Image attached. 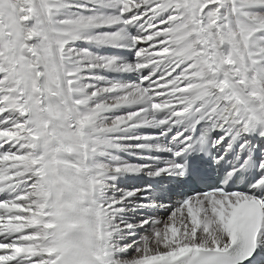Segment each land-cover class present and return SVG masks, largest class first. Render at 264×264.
<instances>
[{
    "label": "snow or ice",
    "instance_id": "snow-or-ice-1",
    "mask_svg": "<svg viewBox=\"0 0 264 264\" xmlns=\"http://www.w3.org/2000/svg\"><path fill=\"white\" fill-rule=\"evenodd\" d=\"M0 264H264V0H0Z\"/></svg>",
    "mask_w": 264,
    "mask_h": 264
}]
</instances>
